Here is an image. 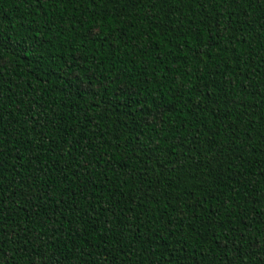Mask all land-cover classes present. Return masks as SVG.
<instances>
[{"label":"trees","instance_id":"1","mask_svg":"<svg viewBox=\"0 0 264 264\" xmlns=\"http://www.w3.org/2000/svg\"><path fill=\"white\" fill-rule=\"evenodd\" d=\"M0 264H264V0H0Z\"/></svg>","mask_w":264,"mask_h":264}]
</instances>
